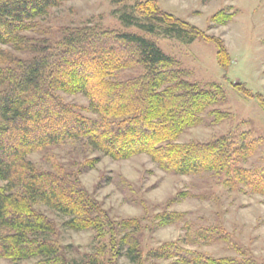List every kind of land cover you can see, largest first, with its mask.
Returning <instances> with one entry per match:
<instances>
[{
  "label": "trees",
  "instance_id": "1",
  "mask_svg": "<svg viewBox=\"0 0 264 264\" xmlns=\"http://www.w3.org/2000/svg\"><path fill=\"white\" fill-rule=\"evenodd\" d=\"M67 0H0V44L29 52L17 57L0 46V258L18 263L39 258L41 264H72L60 255L54 223L36 209L37 202L65 215L72 230H92L97 238L107 235L117 249L133 262L141 258L138 242L130 233L112 240L113 231L102 209L84 191L79 181L61 170H43L27 156L48 146L73 139H86L112 159L148 155L171 174L195 175L238 171V181L252 192L264 194L263 181L254 170L236 168V149L225 137L200 142H178L187 129L200 124L205 112L220 98L219 87L191 84L174 60L142 34L101 30L95 27L65 28L59 43L49 45L28 34L38 28V19ZM133 10L149 23H140L128 13L120 15L125 26L134 25L155 33L163 25L168 36L191 43L196 38L214 42L222 61L224 48L204 31L159 8L155 0H137ZM231 14L218 12L211 20L224 23ZM230 18V19H229ZM222 55V56H221ZM138 66L133 77L117 78L116 72ZM56 91L82 93L96 117L62 101ZM247 148V147H246ZM97 158L88 162L92 167ZM234 168V170H232ZM229 179L228 182H231ZM178 214L165 211L159 217L174 223ZM120 227L134 228L133 221ZM193 242L223 240L217 226L193 232ZM111 248V245H109ZM110 249L102 243L82 264H109ZM153 259H171L170 264H251L249 260L213 257L188 249L175 241L163 242L147 253Z\"/></svg>",
  "mask_w": 264,
  "mask_h": 264
},
{
  "label": "rangeland",
  "instance_id": "2",
  "mask_svg": "<svg viewBox=\"0 0 264 264\" xmlns=\"http://www.w3.org/2000/svg\"><path fill=\"white\" fill-rule=\"evenodd\" d=\"M137 0H67L38 19V28L28 34L49 45L59 43L65 28L95 27L101 30L128 31L142 34L174 60L183 78L200 87L215 84L220 98L210 107L221 113L216 119L205 112L200 124L184 131L178 142L208 141L225 137L234 148H245L244 156L235 157L236 168L254 170V179L264 180V0H155L160 9L202 29L221 41L224 54L217 56V46L196 38L186 43L163 32L147 33L134 25L125 26L120 15L128 13L140 23L133 5ZM218 12L230 13L224 23L211 20ZM17 57L32 54L7 45ZM141 68L134 66L116 72L117 78L136 76ZM64 102L81 109L82 114L96 117L82 93L56 91ZM247 147V148H246ZM27 158L37 168L61 170L74 176L84 191L97 203L110 221L112 240L130 233L138 242L141 258L131 261L125 248L114 245L108 235L97 238L92 230H72L65 226L67 217L37 202L35 207L53 223L56 240L62 246L60 255L72 264H82L100 243L110 251L109 264H170L171 259H153L147 253L163 242L175 241L184 248L199 250L213 257L242 258L251 264H264V194L252 192L239 182L237 170L226 173L171 174L160 169L146 154L126 159H112L86 139L68 140L30 153ZM97 158L92 167L88 162ZM234 170V168L232 169ZM232 179L231 182H228ZM264 189V181H263ZM165 211L179 216L166 224ZM133 221L134 228H121V221ZM217 226L223 240L214 243L193 242L199 228ZM3 229L0 228V233ZM111 245V248L110 246ZM0 264H14L0 258ZM15 264H41L39 258Z\"/></svg>",
  "mask_w": 264,
  "mask_h": 264
}]
</instances>
